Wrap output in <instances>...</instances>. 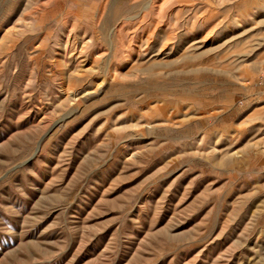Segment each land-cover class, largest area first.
Returning a JSON list of instances; mask_svg holds the SVG:
<instances>
[{
  "label": "rangeland",
  "instance_id": "374dc122",
  "mask_svg": "<svg viewBox=\"0 0 264 264\" xmlns=\"http://www.w3.org/2000/svg\"><path fill=\"white\" fill-rule=\"evenodd\" d=\"M262 74L264 0H0V264H264Z\"/></svg>",
  "mask_w": 264,
  "mask_h": 264
},
{
  "label": "built area",
  "instance_id": "2783aa9c",
  "mask_svg": "<svg viewBox=\"0 0 264 264\" xmlns=\"http://www.w3.org/2000/svg\"><path fill=\"white\" fill-rule=\"evenodd\" d=\"M250 84V82H247ZM253 87L257 88L259 91L264 92V74L259 76L253 83Z\"/></svg>",
  "mask_w": 264,
  "mask_h": 264
}]
</instances>
